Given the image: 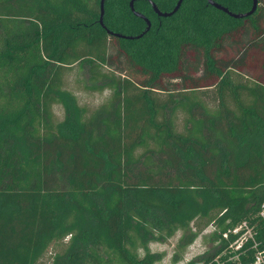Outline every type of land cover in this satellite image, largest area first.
Here are the masks:
<instances>
[{
	"label": "trees",
	"instance_id": "trees-1",
	"mask_svg": "<svg viewBox=\"0 0 264 264\" xmlns=\"http://www.w3.org/2000/svg\"><path fill=\"white\" fill-rule=\"evenodd\" d=\"M131 1L106 0L104 28L101 0H0V264H156L150 244L182 231L190 246L200 218L211 247L186 264L208 262L264 203V0L244 19L138 0L150 31L109 35L147 28ZM75 65L84 90L110 92L94 110L64 88Z\"/></svg>",
	"mask_w": 264,
	"mask_h": 264
},
{
	"label": "rangeland",
	"instance_id": "rangeland-1",
	"mask_svg": "<svg viewBox=\"0 0 264 264\" xmlns=\"http://www.w3.org/2000/svg\"><path fill=\"white\" fill-rule=\"evenodd\" d=\"M188 60L190 62L189 74L191 75L200 74L201 61H199L198 56L194 53H190L188 55ZM86 79H87L86 73L80 72L78 65H75L72 68H70V70L65 72L64 88H66L67 90L71 91L76 95V97L78 98V102L82 107H87L90 110H94L99 105H101L102 103L108 100L110 92L105 91L101 93V92L84 90L83 87L84 84L86 83ZM169 87L170 88L181 87L180 80L170 82ZM210 91L211 92L206 95V98L213 97L212 96L213 92L212 90ZM54 112L58 120L63 119L64 113L61 106L54 105ZM205 225H206V219H201V218L195 220L192 223L191 228L193 229V231L200 230L201 233L193 244L183 249L179 248L178 246L180 238L183 235L182 231H178L166 243H151L150 249L153 253H161L164 255L162 261L156 264H173L172 259L174 258V256H177L181 259V261L178 264H186L189 261L195 259L196 257L202 255L205 251H207L211 247L210 235L215 230L214 225H209V226H205ZM51 252L53 253L52 249H50L49 252L45 255L44 260L42 261L43 263H49ZM141 255L143 254L141 253ZM197 264H201V263H197Z\"/></svg>",
	"mask_w": 264,
	"mask_h": 264
},
{
	"label": "built area",
	"instance_id": "built-area-1",
	"mask_svg": "<svg viewBox=\"0 0 264 264\" xmlns=\"http://www.w3.org/2000/svg\"><path fill=\"white\" fill-rule=\"evenodd\" d=\"M223 250L201 264H264V203L248 219L222 233Z\"/></svg>",
	"mask_w": 264,
	"mask_h": 264
},
{
	"label": "water",
	"instance_id": "water-1",
	"mask_svg": "<svg viewBox=\"0 0 264 264\" xmlns=\"http://www.w3.org/2000/svg\"><path fill=\"white\" fill-rule=\"evenodd\" d=\"M136 1H138V0H132L131 1V3H130L131 10L135 14V16L143 19L147 23V28L143 31L142 34H140L138 36L124 35V34H121V33H114L112 31L108 30L107 32H108L109 35L115 36V37L121 38V39L134 40V39L142 38L146 33H148L150 31L151 22L143 14H141V13L136 11V9H135V2ZM147 1H149L151 3V5L153 7V10L156 13V15L158 17H164V18L171 17L174 14H176L179 11V9L181 8V6H182V4L184 2V0H178L175 8L172 11L163 12V11H161L158 8V6L152 0H147ZM207 1H208V3L211 6L215 7L218 10L223 11L224 13L228 14L230 17L235 18V19H244V18L252 16L257 11V8H258V5H259V0H253V6H252V9L250 11L245 12V13H235V12H232L229 8H227V7L223 6V5L215 2L214 0H207ZM105 3H106V0H101V14H100V20H99L100 24L104 28H105V25H104Z\"/></svg>",
	"mask_w": 264,
	"mask_h": 264
}]
</instances>
